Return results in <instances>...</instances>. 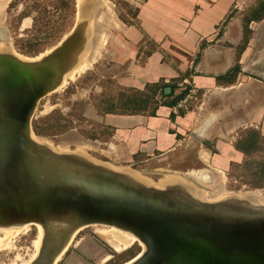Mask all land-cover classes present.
I'll use <instances>...</instances> for the list:
<instances>
[{"label": "water", "instance_id": "1", "mask_svg": "<svg viewBox=\"0 0 264 264\" xmlns=\"http://www.w3.org/2000/svg\"><path fill=\"white\" fill-rule=\"evenodd\" d=\"M90 3L81 6L82 17ZM84 24L75 22L40 59L0 53V226H43L31 264L54 263L78 229L94 224L139 240L144 249L127 264H264V203L237 195L208 200L180 184H142L132 173L32 138L38 101L60 88L88 46Z\"/></svg>", "mask_w": 264, "mask_h": 264}, {"label": "rangeland", "instance_id": "2", "mask_svg": "<svg viewBox=\"0 0 264 264\" xmlns=\"http://www.w3.org/2000/svg\"><path fill=\"white\" fill-rule=\"evenodd\" d=\"M23 1L0 0V47L2 48L0 52L2 50L7 53L12 52L13 55H21L22 57H35L44 52L49 53L72 33L75 22L82 21L80 12L82 0H75L76 13L72 27L63 35L61 34L62 37L58 34L55 39H50L54 45L47 46L50 43L46 42L44 51L39 54L34 56L21 54L15 48L14 41L17 39L16 37L25 36L26 29L32 26L31 17H26L19 23L18 16L23 11ZM25 1L29 3V0ZM87 1L88 3L91 2L90 4H93V6L91 11H89L88 4L85 8L88 23L86 24L87 29H84V38L88 40V46H84L78 56L81 66L77 69L74 68L64 77L60 88L56 92L42 97L32 115L33 125V122L42 124L49 116L59 112L64 117L60 120L64 126L52 128L54 134L41 137L47 138L55 150L63 147L75 153L76 148L80 147L82 148L81 153L93 160L105 162L108 165H123L128 170L131 168L138 170L144 175V177H141L145 181L155 180L159 181L160 184H168L171 183L172 178L170 177H176L185 181L183 183L187 186L190 185L199 195L205 196V199L216 200L227 196L229 193L235 192L237 193L235 195H242L248 191H257L258 194L264 196V189H252L250 186L253 183L250 172L260 166L258 162L264 161V142L261 143L259 151H251L249 159L254 163L250 165H244L246 156L243 154L238 162L231 161L225 171H218L212 166V161L210 163V160H208L209 162L206 160L205 163L200 158L201 152L204 151L220 154L223 147L226 146L221 142L231 144L234 148L241 139L244 144L245 139L248 137L247 134L253 130L260 137H264V106L260 108L247 107L243 104L244 107H236L241 99L247 105L250 104V102L248 103L249 98L254 99V103L257 99L260 100L261 104L264 103V80L259 76L264 75V39L259 40L260 43L257 44L253 41L256 58L249 65V70H253L252 72L258 74L260 78H246L242 82L244 87L237 88L238 90L244 88L242 94H236L234 90L224 93L223 107L219 111L223 113L221 119L215 113L218 112V108L215 107L216 98L194 88L188 91L186 101L178 108V113L188 111L195 113L198 116L196 123L199 125L212 118L209 129L213 131L212 135L214 136L206 144L203 143L202 145L201 139L187 132L180 147L164 154L156 153L154 156L135 154L133 158L125 152H122L125 153L124 155L121 153L115 155V153L109 152V142L112 138V135H109L111 129L105 126L104 121L102 122L101 117L104 115L98 111L100 109H97L96 105L103 107L112 102L118 103L120 97H122L119 92L128 88L118 83L114 76L123 70L121 67L124 68L122 64H119L121 67L113 66L115 64L114 51L119 52L115 49L120 46L121 42H124L126 27L137 24L138 9L144 0ZM263 3L264 0H247L249 10L241 13L233 10L229 17L240 14L242 22L243 20L246 22V19L257 13ZM58 14V12H55V16H58ZM261 17L263 19L261 23L259 21L262 19L248 23L255 32L264 29V13ZM251 31L250 29L247 30V37L252 35ZM260 33H263V31ZM155 49L156 43L144 38V44L139 49V56L142 54L141 60ZM142 90L147 93L151 92V88H146V86ZM125 93L132 92L125 91ZM160 100L162 99L160 98ZM150 105H153V103ZM54 118L52 117L50 120ZM91 135H95L97 138L92 139L90 138ZM119 147L123 148L122 145H119ZM201 169L209 170L210 174L214 176V181L205 184L207 187H204L205 189L198 187L201 182L193 177L189 178L190 182L180 177V175L172 173V170L180 171V173H190ZM226 190H229V192ZM263 196L262 198H264ZM257 200L262 203L264 201V199ZM10 228L13 230H9ZM104 228H108V226L92 225L85 227L77 234L74 233L76 237L57 264H123L122 262H128L131 256H136L141 252L142 248L137 241L116 250L112 241L114 243L118 241L111 234L105 236L99 232ZM40 229V225L1 228L0 264H31L40 250L37 252ZM129 248H131L130 251L123 252ZM127 259L128 261H125Z\"/></svg>", "mask_w": 264, "mask_h": 264}, {"label": "crops", "instance_id": "3", "mask_svg": "<svg viewBox=\"0 0 264 264\" xmlns=\"http://www.w3.org/2000/svg\"><path fill=\"white\" fill-rule=\"evenodd\" d=\"M247 6V0H144L138 9L137 24L126 27L124 42L115 49L118 53L114 51L113 66H124L120 73L114 75L115 78L126 87L140 90L147 83L175 85L171 97L162 99L157 95L160 103L172 99L187 86L189 91L193 88L200 90L216 98L218 112L215 113L221 119L223 113L219 111L223 107L222 99L226 91L234 90L236 94H242L244 88H237L243 86L246 78L261 76L264 80V75L258 76L249 70L250 63L256 58L253 41L257 44L264 39V29L260 33L249 25L246 27L240 14L229 17L233 10L238 13L249 10ZM248 29L252 30V35L247 37V43L241 49ZM144 38L155 42L156 49L141 60L139 49L144 44ZM236 65L239 69L234 72ZM166 88H169L166 92L169 93L170 87H165L164 92ZM187 95L174 107L159 104L154 114L141 112L102 116V122L115 128L109 152L115 155L126 153L131 158L135 154H164L180 147L185 134L192 131H198L202 137L201 144H206L214 136L209 129L212 118L199 125L195 113L177 112ZM249 102L247 105L241 99L236 107H244L243 104L247 107L264 106L259 99L256 105L254 99L249 98ZM221 143L226 146L220 154L204 151L200 158L205 163L206 160L212 161V166L218 171H225L231 161L241 160L243 153L231 144Z\"/></svg>", "mask_w": 264, "mask_h": 264}, {"label": "trees", "instance_id": "4", "mask_svg": "<svg viewBox=\"0 0 264 264\" xmlns=\"http://www.w3.org/2000/svg\"><path fill=\"white\" fill-rule=\"evenodd\" d=\"M24 6L23 11L18 16L19 23L26 17L32 18V26L29 29H26L25 36L16 37L14 41L15 48L24 55L34 56L44 51V45L46 42H49L48 45H54L51 43L50 39H55L58 34H64L68 31L74 24L75 18V0H29V3L25 0L22 2ZM264 3L257 10V13L252 17L246 19L245 26L247 27L248 23L251 20L262 19L261 15L264 13ZM55 12H58V16H55ZM263 12V13H262ZM73 18V19H72ZM254 18V19H253ZM62 35L60 37H62ZM60 39V38H59ZM58 39V40H59ZM244 42L242 43L241 49H243L247 43V36H244ZM238 65L234 67L233 71H238ZM147 87L151 88V92L147 93L144 90L135 89L133 87H128L119 92L120 100L118 103H109L103 107L96 105L97 109L101 114H136V113H147L154 114L155 109L159 104L167 105L169 107H174L182 100L185 95L188 93L190 87H186L181 93L174 96L172 99L159 102L156 94L158 93L161 98H169L173 95L176 88L175 85L170 83H147ZM170 87V92H164L165 87ZM154 87V88H153ZM153 88V89H152ZM125 91L132 93H125ZM153 103V105H150ZM58 113V114H57ZM56 115V116H55ZM171 116L173 114L171 113ZM52 117H55L53 120H50ZM61 113L56 112L48 117L47 120L42 122V124H37L33 122V131L38 136H49L54 134L52 128H60L64 125L60 122L63 119ZM102 126V125H98ZM111 129L109 135H113L115 128L111 125L106 124ZM104 127V126H103ZM105 128V127H104ZM247 138L243 144L242 139L238 141L235 145V149L241 151L245 156L246 160L244 165H250L254 163L249 159L251 151H259L261 143L264 142V137H260L256 131H250L247 134ZM90 138L96 139L97 136L91 135ZM243 144V145H242ZM257 162V161H256ZM260 165L257 169H252L250 174L252 175L253 183L250 185L252 189H264V161L258 162ZM132 248V247H131ZM131 248L123 252L130 251ZM121 252V253H123ZM132 258L134 257L131 256ZM131 257L129 259H131ZM125 261H128L125 260ZM124 263V262H122Z\"/></svg>", "mask_w": 264, "mask_h": 264}, {"label": "bare ground", "instance_id": "5", "mask_svg": "<svg viewBox=\"0 0 264 264\" xmlns=\"http://www.w3.org/2000/svg\"><path fill=\"white\" fill-rule=\"evenodd\" d=\"M85 2L86 3H88V1L87 0H82V4H81V6L82 5H84L85 4ZM80 6V8H82ZM90 8V7H89ZM91 9L92 8H90V10L89 11H91ZM89 14V13H88ZM85 16L84 17H82V13H81V22H85V24H84V29H87L86 28V24L88 23V19L86 18L87 16H86V14H84ZM83 36H84V31H83ZM0 49H2L1 47H0ZM3 49H5V48H3ZM10 52H11V50H10ZM0 53H7V52H4L3 50H2V52H0ZM20 53V52H19ZM48 53V52H47ZM46 52H44V53H41L40 55H38V56H35V57H22L21 55L20 56H17L19 59H21V60H25V61H34V60H37V59H40L41 57H43L44 55H46L47 54ZM11 54H12V52H11ZM19 55V54H18ZM24 56V55H23ZM77 58H78V56H77ZM77 58H75V59H73V61L74 60H76ZM79 60V59H78ZM79 66H81V64H80V60H79V64H78V66H76V67H73L70 71H72L74 68L75 69H77V68H79ZM70 73V72H69ZM198 132V131H197ZM31 136H32V138L35 140V141H37L38 143H40V144H47V145H49V146H51L52 147V145H51V142L50 141H48L47 140V138L45 139V138H43V137H41V136H38L37 134H33V133H31ZM77 150H76V152L75 153H80L81 154V152H82V148H80V147H77L76 148ZM57 150V149H56ZM58 151H62V152H67L68 150H67V148H61V147H59L58 148ZM70 151V150H69ZM71 152H74V151H71ZM96 161V160H95ZM103 164H105V162H102ZM105 165H108V164H105ZM109 166H112V167H114L115 169H118V170H120V171H127V172H129V173H132L133 175H134V177L136 178V179H138V180H140L141 182H142V184L143 183H145V184H154V185H156V186H163V185H168V184H173V185H177V184H180V185H184V186H186V187H188V188H190V189H192L191 188V186L189 185V186H187L186 184H184L185 183V181H182L181 179H177L176 177H170V178H172L171 179V183H166V184H160L159 183V181L157 182V181H155V180H147V181H145L141 176H143L144 177V175L142 174V172H140V171H138V170H135V169H129L128 170V168H126V167H124L123 165L122 166H116V165H109ZM214 169V168H213ZM216 170V169H215ZM170 171V170H169ZM172 173H175V174H178V175H180V177H182V178H184L186 181H190L189 180V178H194V179H197V180H199L201 183V185H198V187H201L202 189H205V188H207L206 187V185L205 184H209V183H211L212 181H214L213 179V177L214 176H212L211 174H210V172H209V170L207 171L206 169H201V170H198V171H195V172H190V173H180V171H176V170H172ZM182 181V182H181ZM184 182V183H183ZM191 182V181H190ZM189 182V183H190ZM193 183V182H192ZM205 187V188H204ZM193 190V189H192ZM194 191V190H193ZM226 191H228L229 192V190H226ZM225 192V191H224ZM223 192V193H224ZM232 192V191H231ZM194 193H196V191H194ZM226 193V192H225ZM220 194V193H219ZM235 194H237V193H229L228 195L229 196H231V195H234L235 196ZM196 195L197 196H200V197H205V196H202V194L201 195H199L198 193H196ZM221 195V194H220ZM225 196V197H229V196ZM241 194H238L237 196H240ZM263 196V195H262ZM262 196L260 195V194H258L257 193V191H248V192H245L244 194H242L240 197L241 198H252V199H264V198H262ZM207 197V196H206ZM220 197V196H219ZM218 197V198H219ZM264 197V196H263ZM221 198H224V197H221ZM220 198V199H221ZM208 200H212V199H208ZM216 200H218V199H216ZM263 203H264V201H263ZM22 225H30L31 226V224H18V225H9V226H0V229L1 228H6V227H13L14 226V228H15V226H22ZM36 225H40V227H41V229L39 230L40 231V239L38 240V249H37V252H38V250L39 249H41V246H42V243H43V238H44V228H43V226L41 225V224H34V226H36ZM94 225H103V224H94ZM89 226H92V225H89ZM106 226H108V228H104V229H101V231H99L100 233H102V234H104L105 236H107L106 234H111L112 236H113V238L114 239H116V241H118V242H116V243H114L113 241H112V244L114 245V247H115V249L116 250H120V249H122V248H124V247H126L127 245H130L131 243H133V242H135V241H137L138 242V244L141 246V251L144 249L143 248V245L139 242V240L134 236V235H132L131 233H129V232H127V231H124L123 229H120V228H117V227H115V226H110V225H106ZM86 227H88V226H86ZM17 228V227H16ZM85 227H82V228H80V229H78L75 233L77 234L80 230H82V229H84ZM20 229V228H19ZM18 229V230H19ZM4 230V229H3ZM7 230V229H6ZM9 230H13V229H9ZM16 230V229H15ZM109 230V231H108ZM0 231H2V230H0ZM8 231V230H7ZM6 231V232H7ZM12 232V231H11ZM76 234L75 235H73L74 237L72 238V240H71V242L73 241V239L76 237ZM39 236V235H38ZM71 242H69L70 244H71ZM69 244V245H70ZM69 247V246H68ZM67 249V248H66ZM40 251V250H39ZM63 251H65V248H64V250ZM62 251V252H63ZM60 253V255H58V257L55 259V262L54 263H52V264H57L59 261H60V259L62 258V256H63V254L66 252H63V253ZM141 253V252H140ZM140 253L139 254H137V255H140ZM36 254V253H35ZM137 255H136V257H137ZM36 256V255H35ZM34 257V256H33ZM135 257V256H134ZM131 258L130 260H133V259H135V258ZM36 258V257H35ZM31 261V260H30ZM29 261V262H30ZM127 263H129V262H125V263H123V264H127Z\"/></svg>", "mask_w": 264, "mask_h": 264}]
</instances>
